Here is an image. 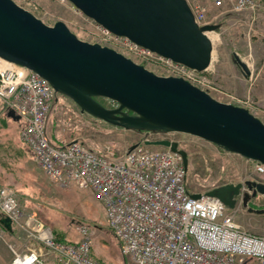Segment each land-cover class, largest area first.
<instances>
[{"label":"water","instance_id":"obj_1","mask_svg":"<svg viewBox=\"0 0 264 264\" xmlns=\"http://www.w3.org/2000/svg\"><path fill=\"white\" fill-rule=\"evenodd\" d=\"M66 1L96 25L173 63L196 72L211 65L213 42L207 33L216 32L219 25H197L186 0ZM232 57L248 78V65L236 53ZM0 59L37 74L81 114L110 126L189 135L264 165V123L247 108L218 102L181 77L156 75L110 47L80 40L61 21L46 25L13 0H0ZM98 99L116 105L107 108ZM5 116L18 120L8 108ZM144 144L168 148L180 156L187 171V153L177 142L163 139ZM244 185L242 206L263 214L264 208L248 207V201L257 193L264 196V184L246 180ZM241 187L242 183H227L190 197L214 198L232 210ZM0 223L12 229L8 217L1 216Z\"/></svg>","mask_w":264,"mask_h":264},{"label":"built area","instance_id":"obj_2","mask_svg":"<svg viewBox=\"0 0 264 264\" xmlns=\"http://www.w3.org/2000/svg\"><path fill=\"white\" fill-rule=\"evenodd\" d=\"M210 1L216 8L226 6L224 12L246 13L251 21L257 13H264V0ZM189 6L197 25L214 23L202 21L204 9L196 11ZM97 28L105 45L136 55L144 65L158 60L183 79L195 73L101 26ZM54 98L47 81L0 59V101L4 110L11 109L18 116L20 139L34 163L56 183L94 192L120 255L127 259L124 264H264V236L241 228L217 199L191 198L181 158L168 148L144 144L173 141L169 135L175 133L142 132L137 146L118 158L97 153L79 141L57 144L47 132ZM255 169L264 173L260 163ZM0 215L39 243L35 250L15 253L12 264H44L45 252L56 257V264H99L91 255L92 229L78 225L76 242L57 239L40 220L23 213L10 186L0 187Z\"/></svg>","mask_w":264,"mask_h":264},{"label":"rangeland","instance_id":"obj_3","mask_svg":"<svg viewBox=\"0 0 264 264\" xmlns=\"http://www.w3.org/2000/svg\"><path fill=\"white\" fill-rule=\"evenodd\" d=\"M13 1L46 25L61 21L80 40L110 47L100 40L97 25L66 0ZM186 1L196 11L204 9L202 21L213 20L219 28L208 34L209 38L215 35L211 36V65L206 71L195 72L185 79L216 101L247 108L264 121V13H257L251 21L246 13L224 12L226 6L216 8L210 0ZM112 49L140 64L136 55ZM233 53L248 65L251 71L248 78L233 63ZM153 61L154 64L148 63L144 67L159 76L180 77L171 74V67L167 64ZM99 101L107 108L116 105L106 99ZM19 128L15 121L5 116L0 101V187L14 188L23 213L40 220L58 238L76 242L79 239L78 225L92 229L91 255L99 264L127 263V259L120 255L119 244L106 224L103 205L94 192L48 179L22 143ZM47 132L54 143L79 141L87 148L107 155L122 154L139 138L132 131L81 114L72 101L59 95L51 106ZM169 136L187 153L186 182L191 190L205 192L227 183L244 184L246 180H258L264 184V173L256 171V162L227 153L196 137L178 133ZM248 207L264 208V196L249 202ZM226 210L241 228L264 236V213L248 212L241 203Z\"/></svg>","mask_w":264,"mask_h":264},{"label":"crops","instance_id":"obj_4","mask_svg":"<svg viewBox=\"0 0 264 264\" xmlns=\"http://www.w3.org/2000/svg\"><path fill=\"white\" fill-rule=\"evenodd\" d=\"M56 238L63 240L58 237ZM38 247L39 243L27 235V233L21 228L12 225V229L7 230L0 223V264H12L15 253L24 254L28 251L35 250ZM42 260L44 264H56L57 262L54 255L46 252L43 254Z\"/></svg>","mask_w":264,"mask_h":264},{"label":"trees","instance_id":"obj_5","mask_svg":"<svg viewBox=\"0 0 264 264\" xmlns=\"http://www.w3.org/2000/svg\"><path fill=\"white\" fill-rule=\"evenodd\" d=\"M98 101H99V99H98ZM100 102V101H99ZM103 105V104H102ZM106 107V106H105ZM250 111V110H249ZM254 116H256L252 111H250ZM257 118H258V116H256ZM261 122H263L264 123V121H262L260 118H258ZM134 133H136V132H134ZM136 134H138L139 135V133H136ZM139 139V138H138ZM139 141V140H138ZM137 141V142H138ZM136 142V143H137ZM92 150V149H91ZM94 151V150H93ZM96 152V151H95ZM97 153H100L99 151H97ZM124 153V152H123ZM122 153V154H123ZM101 154H104V153H101ZM122 154H120V155H115V157L116 158H118V157H120ZM186 187H187V190H188V192H190V193H192V194H204L205 192H203V191H196V190H191L189 187H188V184H187V182H186Z\"/></svg>","mask_w":264,"mask_h":264},{"label":"flooded vegetation","instance_id":"obj_6","mask_svg":"<svg viewBox=\"0 0 264 264\" xmlns=\"http://www.w3.org/2000/svg\"><path fill=\"white\" fill-rule=\"evenodd\" d=\"M250 181H255V182H260V181H258V180H250ZM262 183V182H261ZM224 185V184H223ZM221 186V185H220ZM247 191V187L245 186V185H243L242 184V187H241V190H240V192H242V193H244V192H246ZM252 191H250V193H251ZM262 195H260V194H256L253 198H251L249 201H248V203L249 202H252L253 200H255V199H258V198H260ZM263 197V196H262ZM261 209H263V208H261Z\"/></svg>","mask_w":264,"mask_h":264},{"label":"bare ground","instance_id":"obj_7","mask_svg":"<svg viewBox=\"0 0 264 264\" xmlns=\"http://www.w3.org/2000/svg\"><path fill=\"white\" fill-rule=\"evenodd\" d=\"M212 37H215V35H211ZM211 36H210V39H211Z\"/></svg>","mask_w":264,"mask_h":264}]
</instances>
